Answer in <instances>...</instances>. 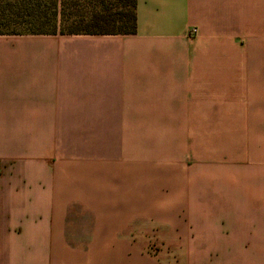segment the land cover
Segmentation results:
<instances>
[{
    "label": "crops",
    "instance_id": "crops-1",
    "mask_svg": "<svg viewBox=\"0 0 264 264\" xmlns=\"http://www.w3.org/2000/svg\"><path fill=\"white\" fill-rule=\"evenodd\" d=\"M135 14L0 35V264H264V0Z\"/></svg>",
    "mask_w": 264,
    "mask_h": 264
},
{
    "label": "trees",
    "instance_id": "trees-1",
    "mask_svg": "<svg viewBox=\"0 0 264 264\" xmlns=\"http://www.w3.org/2000/svg\"><path fill=\"white\" fill-rule=\"evenodd\" d=\"M66 0H0V35H129L136 32V0L103 1L86 12Z\"/></svg>",
    "mask_w": 264,
    "mask_h": 264
},
{
    "label": "rangeland",
    "instance_id": "rangeland-1",
    "mask_svg": "<svg viewBox=\"0 0 264 264\" xmlns=\"http://www.w3.org/2000/svg\"><path fill=\"white\" fill-rule=\"evenodd\" d=\"M105 1L109 2V0H66V10H75L77 9L80 12H86L93 7L100 6V4Z\"/></svg>",
    "mask_w": 264,
    "mask_h": 264
},
{
    "label": "built area",
    "instance_id": "built-area-1",
    "mask_svg": "<svg viewBox=\"0 0 264 264\" xmlns=\"http://www.w3.org/2000/svg\"><path fill=\"white\" fill-rule=\"evenodd\" d=\"M193 32H195V29H193Z\"/></svg>",
    "mask_w": 264,
    "mask_h": 264
}]
</instances>
